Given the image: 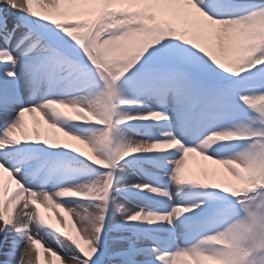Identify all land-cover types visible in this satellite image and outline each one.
I'll list each match as a JSON object with an SVG mask.
<instances>
[{
  "label": "snow or ice",
  "instance_id": "6c2138e0",
  "mask_svg": "<svg viewBox=\"0 0 264 264\" xmlns=\"http://www.w3.org/2000/svg\"><path fill=\"white\" fill-rule=\"evenodd\" d=\"M41 250L264 264V0H0V264Z\"/></svg>",
  "mask_w": 264,
  "mask_h": 264
},
{
  "label": "bare ground",
  "instance_id": "6f19581e",
  "mask_svg": "<svg viewBox=\"0 0 264 264\" xmlns=\"http://www.w3.org/2000/svg\"><path fill=\"white\" fill-rule=\"evenodd\" d=\"M21 206H22V202L20 205H17L16 211H19ZM29 210H31V209H29ZM42 211H45L46 215L52 216L54 221H57L60 218V214L62 212V210H56V209L45 210L43 208H42ZM41 235L43 236L44 234L41 233ZM44 240L46 242L45 246H50V247L56 248V245L52 241L51 237L44 236ZM66 250L69 252L71 251V249H66ZM61 254H63V253H61ZM41 264H59V262L55 261V259L53 257H51L50 254H46L43 252V250H41ZM67 264H71V261H68Z\"/></svg>",
  "mask_w": 264,
  "mask_h": 264
}]
</instances>
